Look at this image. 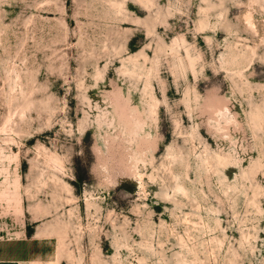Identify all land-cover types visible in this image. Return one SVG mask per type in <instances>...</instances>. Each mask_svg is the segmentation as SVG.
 Returning <instances> with one entry per match:
<instances>
[{
  "label": "rangeland",
  "instance_id": "1",
  "mask_svg": "<svg viewBox=\"0 0 264 264\" xmlns=\"http://www.w3.org/2000/svg\"><path fill=\"white\" fill-rule=\"evenodd\" d=\"M0 264H264V0H0Z\"/></svg>",
  "mask_w": 264,
  "mask_h": 264
},
{
  "label": "bare ground",
  "instance_id": "2",
  "mask_svg": "<svg viewBox=\"0 0 264 264\" xmlns=\"http://www.w3.org/2000/svg\"><path fill=\"white\" fill-rule=\"evenodd\" d=\"M208 11V9H207ZM204 12H206V10H204ZM245 19H246V24L251 28L253 29L254 31H257L256 30V25L254 24V21H253V13L251 12H247V14L245 15ZM189 58H190V65L193 67L194 66V59L192 58V56L189 55ZM194 70V69H193Z\"/></svg>",
  "mask_w": 264,
  "mask_h": 264
}]
</instances>
